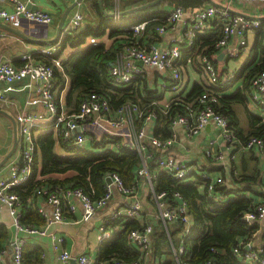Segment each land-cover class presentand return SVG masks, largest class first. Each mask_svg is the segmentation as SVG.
I'll list each match as a JSON object with an SVG mask.
<instances>
[{
  "label": "built area",
  "instance_id": "built-area-1",
  "mask_svg": "<svg viewBox=\"0 0 264 264\" xmlns=\"http://www.w3.org/2000/svg\"><path fill=\"white\" fill-rule=\"evenodd\" d=\"M7 6L0 7V23L7 25L12 29H17L22 22L27 21L39 25H48L52 23V16L39 9H32L30 4L37 0H6ZM70 3L77 0H68ZM93 1V0H89ZM232 1V0H227ZM256 1L264 4V0H239ZM79 4V3H77ZM76 4V5H77ZM29 5V6H28ZM116 13V12H115ZM183 9L180 6L172 8L164 19H161L155 26L157 34L163 33L167 28L173 27L183 18ZM219 17L220 35L213 44L215 52L227 44L228 39L235 32L243 33L247 30L262 29L264 32V21L258 19H246L238 15H230L225 9L214 6H203L193 12L190 16L191 23L185 31V43L192 45L195 37L202 33L209 22L215 17ZM116 18L117 15L115 16ZM116 20V19H115ZM156 19L145 20L130 26L122 27L125 35H121L122 49L117 54L115 60L108 68L111 83L114 86L121 87L130 84L134 79L144 76V68H150L157 72H169L171 84L167 86L162 84L160 89L169 91L172 95L167 101L159 105L157 101H151L147 105L140 107L135 103H123L116 109H111L107 98L99 93L91 92L79 103L77 113L64 117L59 113L57 103L52 94L53 88V68L41 61H33L29 55L23 56L22 63L19 66L13 65L7 60L0 59V83L12 84L15 81L28 79L37 83L34 87V94L31 98L32 104L42 103L45 114H32L22 112L15 117L17 124V135L19 139V159L9 164V176L6 179L0 178V209L5 208L11 216V225L13 236L8 240L10 249L11 264H29L23 259L24 240L20 234L43 236L45 229H38L34 225L22 224L21 200L17 194L11 191L14 186L23 183L31 174L32 165V132L36 122L50 120L56 126L60 127V136L63 140H69L70 144L76 148H83L88 140L85 133V125L96 126L100 122L107 123L115 132L125 129L129 140L123 142L122 146L129 150L137 152L140 158V166L137 169V178L134 185L124 186L119 176L110 173L105 176L110 178V183L105 181L104 193L101 197L92 200L81 188H59L53 189L44 186L37 187L32 192L34 198H42L48 208L37 207V212L42 216L45 225L62 223L65 220L63 207L67 206V211L73 212L76 209L77 201L82 208V219L95 214L97 211L106 208L108 201L112 196L113 190H116L123 196V201L118 207L109 209L106 220L98 227L99 240L109 238L113 231L118 228L115 225L118 219H140L143 209L137 198L138 181L148 184L150 197L155 205V213L148 214V218L143 222L140 228L131 229L127 234L128 241L135 245L140 252V259L128 262L111 260L100 264H160L158 260H151V234L153 231V222H159L166 233L168 241L171 242L168 225L179 221L182 224L180 234V243L177 250L173 249L176 264H192L188 260L179 259L185 249L182 244V238L188 233L191 225V218L188 214L187 203L178 192L172 193L173 203L166 200L165 192H156L152 185L155 174L148 171V158L153 161L154 166L166 171L174 179H184L190 173L197 169V166H191L188 161L177 158L167 153V148L175 142V135L160 139L157 136L150 137L146 141V132L143 126H137L136 120L142 122L145 119L156 117V111L153 107L158 106L159 111L167 113L170 104H176L183 96V80L178 60L181 56V46L179 43L171 44L167 48L158 49L155 46L145 45L146 27L150 22ZM83 13L77 9L71 11L62 33H76L83 27ZM3 33L0 30V41ZM145 40V41H144ZM58 38L52 45L41 48L40 55L50 56L60 45ZM88 44H96L94 37L87 39ZM244 45V41L240 42ZM234 52H229L232 56ZM140 61L142 66L135 64ZM58 60L54 63L57 64ZM198 64L202 70L207 86L191 102L185 104L182 113H176L171 119V126H181L189 136L195 135L205 128L207 124H213L217 129L216 137L208 144L209 149L205 150V155L210 158L209 161L216 162L221 160V156L212 153L211 149L218 139L225 142L228 147L235 148L234 145L247 150H255L264 155V135L262 137L251 136L243 144H239L233 130L229 127V122L219 110L215 108L218 103L216 92L220 86L232 79V73H225L219 76L212 61L205 55L198 57ZM251 101L256 106H264V69L260 70L251 79ZM5 94L0 91V102L5 101ZM62 113V112H61ZM148 146L151 149H148ZM200 176L208 179L207 190L213 189L214 183H221V178H213L211 174L203 171ZM217 200V196L213 197ZM242 218L250 224H260L264 222V202L257 204L250 212L242 215ZM53 247L59 248L60 240L52 236ZM233 254L239 260L247 261L251 264H264V246L254 249L250 241L241 240L233 248ZM73 259L74 264H96L97 262L87 254H79L71 257L69 253L61 251L58 254V264H69ZM43 264V263H42ZM196 264H210L209 261H203Z\"/></svg>",
  "mask_w": 264,
  "mask_h": 264
},
{
  "label": "trees",
  "instance_id": "trees-1",
  "mask_svg": "<svg viewBox=\"0 0 264 264\" xmlns=\"http://www.w3.org/2000/svg\"><path fill=\"white\" fill-rule=\"evenodd\" d=\"M149 1L151 0H125L120 11ZM205 2V0H162L145 9L119 15L118 20H114L113 17L104 15L97 1L93 0L92 9L98 20L96 27L88 26L80 32L64 34L58 54L60 56L65 49H70L64 59L61 60L59 56L54 55H40L37 59L53 68L52 89L61 90L65 84L64 78H67L68 90L64 97V106L69 114L77 113L80 101L91 92L104 95L112 110L126 102L143 107L151 101L160 100L159 93L148 90L142 78H136L125 86H114L108 73V68L123 46L121 35H125V32L121 28L156 19L147 25V31L166 17L167 10L164 6L177 5L187 8ZM101 5L105 12H110L113 8L112 0H101ZM104 34L113 39L109 47H105L102 42L87 43L88 37L101 38ZM219 35L220 32L212 37L206 35L201 42H199L200 37H195L188 51L196 53L199 51L200 55L207 56L214 63L213 44ZM55 60L59 62L55 64ZM251 63L252 58L239 70V75L243 76V90L236 91L231 97L217 96L218 103L215 105V108L228 119L229 127L239 144H243L251 136L264 135L262 117L248 114L249 130L244 133L238 127L234 112L230 109L232 102L245 104L249 99L251 100V79L264 69V55L259 64L251 66ZM204 88L193 87L176 104H170L165 114L159 111L157 105H153L156 111L154 136L160 139L170 137L172 117L176 113H182L185 104L191 102ZM258 107L264 113V106ZM58 110H60L59 106ZM33 129L37 134L32 135L31 174L27 180L11 189L23 204L20 217L22 224H43L42 216L32 206L34 200H29L30 202L27 200L34 198L32 192L37 187L44 186L50 189L79 187L89 198L95 200L104 193L107 174H117L126 187L134 185L140 158L137 152L120 145L116 141L117 138L104 136L98 141H91L89 148H76L69 140L61 138L60 127L53 122ZM56 143L70 154L64 156L57 154L54 151ZM251 152L253 153L252 149ZM256 153L258 155L252 156V166L244 167L241 171L228 167L227 183L225 184L224 181L214 183L210 192L207 190L209 180L202 178L195 170L184 179L177 180L166 171L154 166L153 161L148 162V171L155 174L152 180L154 190L165 192L166 200L170 203L174 201L172 193L178 192L187 203L191 225L188 233L182 238L185 253L179 256V259H186L192 264L203 261H209L210 264H251L236 258L232 250L241 240L251 242L259 229L258 224H250L242 218L244 213L252 211L257 204L264 202V155ZM192 176L194 179L190 180ZM215 195L216 201L213 200ZM142 224V220L138 219L116 220L117 230L113 231L109 238L100 240L98 244L96 264L111 260L128 262L140 259L138 248L128 241L127 234L131 229L140 228ZM182 230L179 221L169 224L168 231L171 238L169 242L163 226L157 223L151 234V260H159L160 264H176L173 249L177 250L179 246ZM6 241V229L0 226V252L4 249Z\"/></svg>",
  "mask_w": 264,
  "mask_h": 264
},
{
  "label": "crops",
  "instance_id": "crops-1",
  "mask_svg": "<svg viewBox=\"0 0 264 264\" xmlns=\"http://www.w3.org/2000/svg\"><path fill=\"white\" fill-rule=\"evenodd\" d=\"M82 0L79 4L70 9L64 19L63 27L70 15L71 11L77 9L83 13L84 22L83 27L80 29L82 31L86 27H96L97 17L94 11L91 12V6L89 0H86L87 10L81 9ZM113 1V0H112ZM125 0H118L121 4ZM206 1V0H205ZM213 3L220 7L209 4L207 1L202 5H197L193 7L183 8V18L181 21L177 22L173 27L167 28L163 33L157 34L155 32V26L146 31V41L145 45L155 46L158 49L167 48L171 44L179 43L181 46V56L178 60V65L181 70V77L183 80V94H187L193 87L204 88L207 86L205 76L198 64L199 51L190 50L192 45H187L185 43V31L191 23V14L197 9L203 6H214L216 8L225 9L230 15L242 16L246 19H258L264 21V4L256 1H239V0H211ZM68 0H37L31 6L32 9H39L48 12L52 16V23L45 25L41 29L39 24L30 23L27 21L22 22L21 26L17 29H5L0 27L3 33V37L0 41V59L7 60L15 66H19L22 63V57L29 55L33 61H39L37 59L40 56L41 48L52 45L41 44L32 40H50L54 37L56 27L61 20L65 10L70 6ZM7 1L0 0V7H6ZM177 5H166L164 6L167 13ZM93 10V9H92ZM110 12H115L112 8ZM118 13V12H117ZM117 17H119L117 15ZM113 19L118 20V18L113 17ZM5 25L3 23H0ZM7 26V25H6ZM8 27V26H7ZM126 27V26H124ZM10 28V27H9ZM63 29V28H62ZM78 31V32H80ZM220 32L219 17L215 16L208 24V27L197 36L200 37L199 42L206 35H217ZM77 33V32H76ZM19 34L28 38V40L23 39ZM62 30L59 34V39L61 42ZM196 36V37H197ZM120 37V36H119ZM118 37V38H119ZM89 38V37H88ZM97 42H102L105 47H109L113 42L107 34H104L101 38H95ZM212 39V38H211ZM244 41V45L240 42ZM54 43V42H53ZM198 46V45H196ZM60 51V45L52 55L58 57ZM70 49H65L59 59H64ZM229 52H234L232 56ZM214 63L218 74L222 77L225 73H232V79L229 82L224 83L217 90L219 95L226 97H231L236 91L243 90V76L239 75V70L243 64L252 58V65H257L264 55V32L262 29H252L244 31L243 33L235 32L230 36L227 44L221 47L219 50L214 52ZM59 62V61H58ZM144 76L141 78L145 80L148 90L153 92H158L160 95V100L158 104H164L171 93L160 89L162 84L170 86L171 77L169 72H157L150 68H144ZM65 84L61 90L52 89V94L60 107L59 113L64 117H69L73 115L67 112V108L64 106V97L68 90V80L64 78ZM37 85L35 82H31L28 79H23L20 81H15L12 84L0 83V91L5 94V101L0 102V162L11 150L14 143V128L16 131V145L12 154L7 158V160L0 166V178L6 179L9 176V164L13 161L19 159V139L17 135V124L15 122V117L22 113L28 112L32 114H45L42 103L32 104L31 98L34 94V87ZM160 85V87H159ZM253 93V90H251ZM230 102V101H229ZM230 109L234 112V116L237 120L238 127L242 129L244 133L249 130V120L248 114L259 115L264 119V113L261 109L256 106L250 99L244 103H230ZM62 112V113H61ZM51 122L50 120H45L43 122H36L34 127L31 128L32 135L37 134V131L33 128L37 126H44L46 123ZM137 126H143L146 132L147 143L150 137H153V127L155 124V117L150 119H145L143 122L140 119L136 120ZM172 134L175 135V142L172 146L167 148V153L186 160L191 166H197L195 172L199 175L206 171L211 174L213 178H221L222 182L227 183V169L228 167H233L241 171L244 167H250L253 165L252 156L258 155L255 150H247L234 145L235 148L228 147L225 142L218 139L217 142L212 147V153L221 156L220 161L211 162L205 155V150L209 149V142L216 137L217 129L213 124L205 126L203 130L195 135L189 136L185 133L184 129L179 126H171ZM85 133L88 140L85 142L84 148L90 147L91 141H98L104 136L115 137L119 144L129 140L127 131L123 128L118 132L112 130L107 123L100 122L96 126L85 125ZM150 150L151 147L148 146ZM54 151L61 155H67L58 143L55 144ZM152 161L150 158L147 160ZM207 169V170H205ZM69 175V174H67ZM194 179V176L189 178ZM137 198L139 199L142 209L143 216L139 219L145 222L148 218V214L155 213V205L150 197L148 184L138 181L137 186ZM29 200H34L32 206L36 209L38 206L48 208L44 203L42 198H28ZM123 201V196L120 195L116 190H113L112 196L108 201L107 207L97 211L95 214L87 216L82 219V208L77 201L73 202L76 204V209L73 212L67 211V206L63 207L65 220L62 223L52 224L46 226L43 220V224L34 226L38 229H45L46 233L43 236L39 235H26L20 234L24 240L23 245V259L29 264H58V254L61 251L69 253L71 257H75L79 254H87L89 257L97 260V248L100 242L98 227L103 224L106 220V215L109 209L118 207ZM30 202V201H29ZM154 208V210H152ZM23 209V204L21 211ZM11 216L5 208L0 209V226H4L7 232V241L5 243L4 249L0 252V264H11L10 259V249L8 247V240L13 236ZM153 229L155 225L159 222H153ZM258 231L255 233L251 246L256 249L264 246V222L259 225ZM117 230V229H115ZM114 230V231H115ZM52 236L60 240L59 248L55 249L53 247ZM70 260L69 264H72ZM154 260V259H152ZM156 260V259H155ZM159 261V260H158Z\"/></svg>",
  "mask_w": 264,
  "mask_h": 264
},
{
  "label": "water",
  "instance_id": "water-1",
  "mask_svg": "<svg viewBox=\"0 0 264 264\" xmlns=\"http://www.w3.org/2000/svg\"><path fill=\"white\" fill-rule=\"evenodd\" d=\"M81 1H82V0H77L76 2H73L70 6L67 7V9L65 10V12H64V14H63L61 20L59 21V23H58V25H57V27H56L55 35H54V37H53L52 39H50V40H32V39H31L30 41H35V42H38V43H41V44H49V43H53V42H55V41L58 39L59 34H60V32H61V30H62V28H63L64 19H65L66 15H67L68 11H69L70 9H72L74 6H76L77 3H80ZM96 1H97V4H98V7H99L100 11H101L104 15H107V16H110V17H115L116 15H118V16H119V15H125V14L132 13V12H134V11H137V10L145 9V8H147V7H150V6H153V5L157 4V3H159V2L162 1V0H151V1L147 2V3L142 4V5H139V6H136V7H132V8H130V9H127V10H124V11H120V12H118V13H115V12H105V11L103 10V8H102L101 0H96ZM206 1H207L209 4H211V5H214V6L220 7V6H218L217 4L213 3L211 0H206ZM28 6H29V5H28ZM30 7L33 8V6H31V4H30ZM0 27L5 28V29H11V28L7 27L6 25H2V24H0ZM19 35H20L23 39L28 40L27 37H25V36H23V35H21V34H19ZM135 64L138 65V66H142V63H141L140 61H135ZM207 125H209V124H207ZM207 125H206V126H207ZM14 138H15V139H14L13 146H12L11 150L8 152V154H7V155L3 158V160L0 162V166H1V165L7 160V158H8V157L12 154V152L14 151V148H15V145H16V131H15V128H14ZM105 181H106L107 183H110V178H109V177H106V178H105ZM71 263L74 264V261L72 260Z\"/></svg>",
  "mask_w": 264,
  "mask_h": 264
},
{
  "label": "rangeland",
  "instance_id": "rangeland-1",
  "mask_svg": "<svg viewBox=\"0 0 264 264\" xmlns=\"http://www.w3.org/2000/svg\"><path fill=\"white\" fill-rule=\"evenodd\" d=\"M85 1H86V0H85ZM85 1H83L82 6H81V9H83L84 11L87 10V5H86ZM112 2H113V9L115 10V12H116V13H117V12H120L121 7H122V4H121L120 2H118V0H113ZM90 3H91V2H90ZM90 6H91V12H92V11H93V10H92V4H90ZM39 27H40L41 29H43V28L45 27V25H40ZM146 88H148V86H146ZM152 210H154V208H153Z\"/></svg>",
  "mask_w": 264,
  "mask_h": 264
}]
</instances>
